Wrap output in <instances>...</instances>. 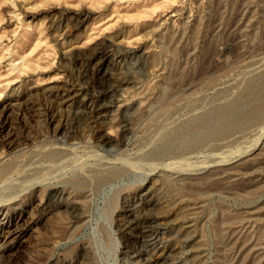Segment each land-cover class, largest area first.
Returning a JSON list of instances; mask_svg holds the SVG:
<instances>
[{"label":"rangeland","instance_id":"obj_1","mask_svg":"<svg viewBox=\"0 0 264 264\" xmlns=\"http://www.w3.org/2000/svg\"><path fill=\"white\" fill-rule=\"evenodd\" d=\"M0 264H264V0H0Z\"/></svg>","mask_w":264,"mask_h":264},{"label":"bare ground","instance_id":"obj_2","mask_svg":"<svg viewBox=\"0 0 264 264\" xmlns=\"http://www.w3.org/2000/svg\"><path fill=\"white\" fill-rule=\"evenodd\" d=\"M99 113V112H98ZM145 216V215H144ZM140 217H142V216H140ZM147 218V217H146ZM140 219V218H139ZM135 220V219H134ZM151 220V219H150ZM142 221V220H141ZM152 221V220H151ZM143 223H147V222H144L143 221ZM149 223V222H148ZM145 225V224H144ZM142 226L141 225V223L140 222H138V220H137V222H135V221H133L132 223H130L128 226L129 227H138V232H139V235H140V237L141 238H144L145 236L147 237V236H151V235H153L152 234V232H151V230H149L147 227H145V226H148V225H145V226ZM136 255V254H135ZM172 263V262H171Z\"/></svg>","mask_w":264,"mask_h":264}]
</instances>
